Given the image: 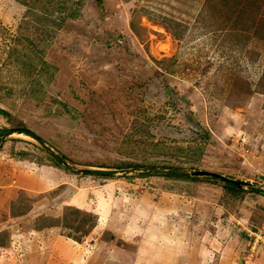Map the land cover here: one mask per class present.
I'll return each mask as SVG.
<instances>
[{"label":"rangeland","instance_id":"374dc122","mask_svg":"<svg viewBox=\"0 0 264 264\" xmlns=\"http://www.w3.org/2000/svg\"><path fill=\"white\" fill-rule=\"evenodd\" d=\"M24 1L0 0V264H264V0ZM26 35L52 78L9 63Z\"/></svg>","mask_w":264,"mask_h":264},{"label":"trees","instance_id":"16d2710c","mask_svg":"<svg viewBox=\"0 0 264 264\" xmlns=\"http://www.w3.org/2000/svg\"><path fill=\"white\" fill-rule=\"evenodd\" d=\"M35 2H39V1H42V0H34ZM48 3H53V5H59V7L57 6H54L53 7V10L50 11V12H53V11H58L60 10V7L61 9L63 8H71L69 7V4H80L81 3V0H47ZM67 2L68 4H63ZM22 4H24L25 6H30L31 3V0H27V1H24L22 2ZM60 4L63 6H60ZM77 12H71V15L73 17H75L77 14ZM54 23L56 24L57 28L58 29H61L62 26H63V23H57L54 21ZM23 41L21 39V37H18L17 40H21L22 42H24V46L22 48H18V46H14V47H11L9 49V63H15L17 62V64L19 65V69L21 71V73L23 74V76L25 77V80H28L30 77H31V74H32V70L34 69L35 71H39V73L37 74L41 76V73H43V71H49V70H53L50 74V78H52L57 70V67L56 66H52L51 64H49L46 60H44V58L41 56L40 57V62H41V65H42V69H39L37 65H34L33 64V61L31 60L33 57L31 56H35V55H38L39 52L36 51V49L33 47V46H30L29 44L33 45L34 41L29 38L27 35L25 37H23ZM21 42V43H22ZM28 42V43H27ZM24 54H26V57H24ZM39 62V63H40ZM36 91V88L34 89ZM34 90L33 93H34ZM1 91V90H0ZM1 97V96H0ZM0 114L2 115H6V111L5 110H2L0 109ZM15 128H5V129H1L0 130V144L4 141V138L3 136H7L9 134H11V132L14 130ZM17 130L15 132H19V133H24L28 136H31L33 137L34 139H36L39 143H41L42 145H45V142L44 140L39 137V135H37L36 133H34L32 130H29L28 126L27 125H24L20 128H16ZM208 136L209 134L206 133V135L203 136V139H208ZM153 147H159L158 144H152ZM45 147V146H44ZM201 147L203 148V143L202 144H196L194 148V150H198V148L201 149ZM48 148L49 147H46V150L48 151ZM155 152V150H153ZM180 151L182 152V150H179L177 149L176 153H180ZM156 153H159V150H157ZM53 154V153H52ZM51 154V155H52ZM188 155V154H187ZM53 164L54 166L56 167H59L62 169L63 167V159L62 157L60 156H57L55 154H53ZM66 167V166H65ZM130 167H145V171L149 170L148 166L146 164H137V163H134V162H123L122 165H120V167H117V168H114V169H124V168H130ZM170 172H169V176H173V177H181V178H189V174H183V173H178L177 170H179V168H174L173 166L170 167ZM85 171V170H83ZM144 171V172H145ZM87 172V171H86ZM87 173H92V174H101V175H112L113 172H103V171H93V172H87ZM223 181V180H222ZM225 184L229 187H232L234 189V191L236 192H239V188H237V186H235L234 184L232 183H229V182H226L224 181ZM261 193H264V191H260ZM78 210H74L73 213H76ZM73 213H68L66 215V218L69 217L71 214Z\"/></svg>","mask_w":264,"mask_h":264},{"label":"water","instance_id":"95a60500","mask_svg":"<svg viewBox=\"0 0 264 264\" xmlns=\"http://www.w3.org/2000/svg\"><path fill=\"white\" fill-rule=\"evenodd\" d=\"M199 174H202V175H205V176H210V177H216V178H219L223 181H226V182H229V183H232L234 184L235 186H237V188H244V186H247L249 185L248 182H245V181H241V180H235V179H231V178H228L224 175H221L219 173H215V172H209V171H202V172H198Z\"/></svg>","mask_w":264,"mask_h":264},{"label":"clouds","instance_id":"9594fccd","mask_svg":"<svg viewBox=\"0 0 264 264\" xmlns=\"http://www.w3.org/2000/svg\"><path fill=\"white\" fill-rule=\"evenodd\" d=\"M22 134H24V133H22Z\"/></svg>","mask_w":264,"mask_h":264}]
</instances>
